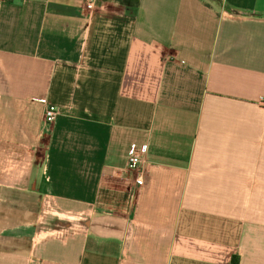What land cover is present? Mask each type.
<instances>
[{
  "label": "crops",
  "instance_id": "obj_1",
  "mask_svg": "<svg viewBox=\"0 0 264 264\" xmlns=\"http://www.w3.org/2000/svg\"><path fill=\"white\" fill-rule=\"evenodd\" d=\"M262 96L264 0H0V264H264Z\"/></svg>",
  "mask_w": 264,
  "mask_h": 264
},
{
  "label": "built area",
  "instance_id": "obj_2",
  "mask_svg": "<svg viewBox=\"0 0 264 264\" xmlns=\"http://www.w3.org/2000/svg\"><path fill=\"white\" fill-rule=\"evenodd\" d=\"M95 2L96 0H84V8L86 10H93L95 8ZM40 103L46 106L43 116V122L45 126L49 127L54 123L57 117V109L52 105L46 104L44 100H40ZM257 104L260 108H264V96L259 98ZM145 154L146 145L134 144L131 145L127 151V168L135 172V185L138 187L143 185V177L145 173L143 163Z\"/></svg>",
  "mask_w": 264,
  "mask_h": 264
}]
</instances>
